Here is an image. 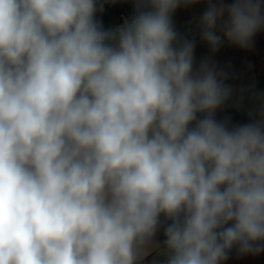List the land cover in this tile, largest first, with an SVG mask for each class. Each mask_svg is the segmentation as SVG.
<instances>
[{
    "label": "clouds",
    "instance_id": "9594fccd",
    "mask_svg": "<svg viewBox=\"0 0 264 264\" xmlns=\"http://www.w3.org/2000/svg\"><path fill=\"white\" fill-rule=\"evenodd\" d=\"M197 3L212 53L264 31L262 0H137L114 30L96 0H0V264L264 251V106L217 119L226 73L172 21Z\"/></svg>",
    "mask_w": 264,
    "mask_h": 264
},
{
    "label": "rangeland",
    "instance_id": "374dc122",
    "mask_svg": "<svg viewBox=\"0 0 264 264\" xmlns=\"http://www.w3.org/2000/svg\"><path fill=\"white\" fill-rule=\"evenodd\" d=\"M196 9L195 14L192 15L187 24H184L186 27L196 28L200 26L199 20L203 12L199 14ZM173 24L181 37L195 41L194 58L197 67L202 59L211 58L218 69L221 70L220 68L223 65V45L220 46L217 52L212 53L207 43L202 38H197L196 32L191 37L189 33L186 35L185 32L178 29L175 23ZM227 44L228 46L225 47L227 57L235 60L236 57L241 56L242 60L237 65L233 64V68L227 73L224 83L231 86L232 95L226 104L217 110L216 117L217 119L229 118L232 124H238L230 118L229 114V109L235 108L253 119H258L259 110L264 106V91L259 86L260 76L264 78V63L258 60L257 69L255 67V54L250 48L242 49L229 42Z\"/></svg>",
    "mask_w": 264,
    "mask_h": 264
},
{
    "label": "trees",
    "instance_id": "16d2710c",
    "mask_svg": "<svg viewBox=\"0 0 264 264\" xmlns=\"http://www.w3.org/2000/svg\"><path fill=\"white\" fill-rule=\"evenodd\" d=\"M137 0H96L97 3V12L95 13V20L102 24L105 29L117 28L122 26L124 23H130L134 16L137 14V7H136ZM103 5V11H99L100 5ZM145 10V9H141ZM227 40L225 42V47L228 46ZM242 60L241 56L236 57V59H229L227 57V53L223 52V60H222V68L221 71L224 73L229 72L230 69L233 68V64L237 65ZM258 60L262 61L259 57L255 56V67L257 68ZM234 65V66H235ZM258 69V68H257ZM226 80V79H225ZM224 80V82H225ZM260 88L264 91V78L260 76ZM230 118L237 122L238 124H244L252 122V117L244 114L243 112L235 109H229ZM160 238L163 241V233L162 228L160 229Z\"/></svg>",
    "mask_w": 264,
    "mask_h": 264
},
{
    "label": "crops",
    "instance_id": "0c3cea01",
    "mask_svg": "<svg viewBox=\"0 0 264 264\" xmlns=\"http://www.w3.org/2000/svg\"><path fill=\"white\" fill-rule=\"evenodd\" d=\"M226 2H231V0H226ZM264 3V0H262ZM197 8V9H196ZM206 8V3H197L194 5H190L188 7H179L175 10L172 14V21L176 24L180 31L189 33L192 37L193 33L196 32L197 38H201L202 27L198 26L196 28H192L191 26L186 27L184 24L191 19L192 15L195 14L196 11L201 14ZM175 27V26H174ZM218 34L221 35L223 43V51L225 48V42L227 39L223 37V33L218 31ZM255 56L259 57L261 60L264 61V31L257 33L254 38V46L250 48ZM222 68V67H221ZM220 68V69H221ZM156 240L162 245L163 241L160 238V230L157 232ZM155 253L148 255L142 261V264H153ZM229 258L226 261H223L222 264H264V251H261L259 254H241L237 251V248L234 247L228 254ZM159 264H163L164 257H158Z\"/></svg>",
    "mask_w": 264,
    "mask_h": 264
},
{
    "label": "flooded vegetation",
    "instance_id": "af4514ba",
    "mask_svg": "<svg viewBox=\"0 0 264 264\" xmlns=\"http://www.w3.org/2000/svg\"><path fill=\"white\" fill-rule=\"evenodd\" d=\"M162 233H163V228H162ZM163 238L165 239L164 235H163Z\"/></svg>",
    "mask_w": 264,
    "mask_h": 264
}]
</instances>
